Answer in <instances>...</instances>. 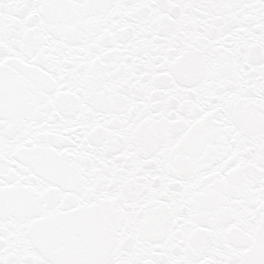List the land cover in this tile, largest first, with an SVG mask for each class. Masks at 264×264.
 <instances>
[{
    "label": "snow or ice",
    "instance_id": "obj_1",
    "mask_svg": "<svg viewBox=\"0 0 264 264\" xmlns=\"http://www.w3.org/2000/svg\"><path fill=\"white\" fill-rule=\"evenodd\" d=\"M0 264H264V0H0Z\"/></svg>",
    "mask_w": 264,
    "mask_h": 264
}]
</instances>
